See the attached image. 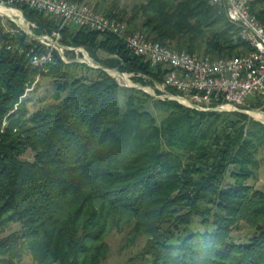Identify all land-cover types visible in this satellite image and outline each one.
<instances>
[{
  "label": "trees",
  "instance_id": "trees-1",
  "mask_svg": "<svg viewBox=\"0 0 264 264\" xmlns=\"http://www.w3.org/2000/svg\"><path fill=\"white\" fill-rule=\"evenodd\" d=\"M14 5L34 23V36L9 19L7 28L0 15V233L19 225L0 235V263L29 255L33 264H101L107 236L128 229V245L144 238L148 264H264V191L249 182L258 168L253 133L219 121L224 111L169 99L160 100L167 114L158 123L141 90L127 88L120 101L118 81L76 61L69 47L159 81L161 67L114 34ZM252 10L264 20V0ZM102 13L176 50L229 57L250 49L209 0H143L129 10L109 0ZM54 33L67 61L53 48L42 71L30 51L47 48L35 36ZM99 50L113 56L102 59ZM38 74L52 80L53 92L30 112L25 90ZM254 103L264 111L259 98ZM240 222L249 232L234 239Z\"/></svg>",
  "mask_w": 264,
  "mask_h": 264
},
{
  "label": "built area",
  "instance_id": "built-area-1",
  "mask_svg": "<svg viewBox=\"0 0 264 264\" xmlns=\"http://www.w3.org/2000/svg\"><path fill=\"white\" fill-rule=\"evenodd\" d=\"M209 1L225 10L228 21L238 28L236 37L249 46V51L229 57H212L184 49L176 50L147 38L142 32L129 30L124 21L114 16L72 0H0V6L13 9L15 3L27 4L52 15L62 24L83 26L120 37L133 55L150 67L162 68V80L155 84L161 98L177 100L198 110L234 107L245 102L248 95L259 98L264 104V20L252 10L254 0ZM25 23V33L34 36L27 28L29 25L32 28L34 23ZM37 39L47 48L43 51L31 49L33 66L45 71L46 65L53 59V48L67 61L62 55V46H56L55 41L50 44L51 39L44 35ZM69 49L77 51L78 47ZM39 79L40 74L28 85L25 93L33 90Z\"/></svg>",
  "mask_w": 264,
  "mask_h": 264
},
{
  "label": "rangeland",
  "instance_id": "rangeland-1",
  "mask_svg": "<svg viewBox=\"0 0 264 264\" xmlns=\"http://www.w3.org/2000/svg\"><path fill=\"white\" fill-rule=\"evenodd\" d=\"M94 1H96V5L93 4ZM142 1L143 0H121V6L129 10L133 4L140 3ZM80 2L88 4L99 12H103V10L107 8V6H109V0H81ZM0 7L3 8L5 11L14 9L15 11H17V13H19L17 17L16 13H8L3 10H0V15L3 16V23L7 28L13 27L8 22L7 19H9L12 23L16 25V27H18L22 31H24V29L26 30V26L24 25L26 24L25 22H28V20L24 17L23 11L20 8L16 6L13 7V9L9 7ZM20 15L23 18L21 20L19 18ZM27 28L32 32L30 25ZM43 35L51 39V41H49L50 44L53 41L58 42L57 40L59 38V34H41L37 35V37ZM72 51L74 52L76 61L85 62L93 67H101L103 70H105L108 74H110L118 81L121 86V90L119 93L120 101H123L126 96L130 93V90L128 91L127 88L139 89L141 90L139 95L142 99L145 100V106L150 109V111L156 116L158 123L167 114L166 107L162 106L160 102V100H163L164 98L159 97L158 91L157 89H155V84L158 83L160 79L159 76L152 77L149 75H144L141 72H128L122 71L118 68L109 67L105 63L95 61L89 55L88 51L82 46H78L77 51ZM97 54L102 59L113 56L112 54H109L103 50L97 51ZM62 55L67 60V56L64 54V48ZM125 73L126 77L123 78L121 74ZM52 92V80L49 77L41 76L39 82L35 85L33 90L27 93L26 98L28 110L31 112L35 110L39 105H43L45 102H50V95ZM255 98L256 97L253 95H248L247 100L245 102L238 104L234 107L228 106L227 109L218 111H224L219 121H223L224 123L227 122L229 124L236 122L235 126L243 127L244 137H246L249 131L253 133V139H255L254 146L256 149V158L258 160V168L255 170V175L251 179H249V182L254 188L264 191V120L257 119L250 114L251 111H262L261 109H259V105H256L254 103ZM233 112L245 114L247 117H245L244 119H239V117L233 114ZM27 156H30V153H27ZM18 227L19 225L17 223H13L9 227H7L2 233H0V235L7 234L12 230L18 229ZM248 232L249 229L247 228L245 222H240L238 227L234 229L232 235L233 238L234 236H240V238H243L247 235ZM128 235V229H125L123 231L114 230L107 236V242L109 244V253L107 258L101 264H148L147 259L140 252L141 247L143 246L144 238L137 237L133 244L128 245ZM19 264H33V262L30 259L29 255H26L24 256L22 261L19 262Z\"/></svg>",
  "mask_w": 264,
  "mask_h": 264
},
{
  "label": "bare ground",
  "instance_id": "bare-ground-1",
  "mask_svg": "<svg viewBox=\"0 0 264 264\" xmlns=\"http://www.w3.org/2000/svg\"><path fill=\"white\" fill-rule=\"evenodd\" d=\"M0 10H3L5 11L3 8L0 7ZM5 12H8V13H16L17 17H18V14L17 11H15L14 9L13 10H8V11H5ZM20 20L23 19L22 16L20 15L19 16ZM117 75V74H115ZM124 77H126V73L125 74H121ZM250 113V112H249ZM251 115H253L255 118L257 119H261V120H264V111H251L250 113Z\"/></svg>",
  "mask_w": 264,
  "mask_h": 264
},
{
  "label": "water",
  "instance_id": "water-1",
  "mask_svg": "<svg viewBox=\"0 0 264 264\" xmlns=\"http://www.w3.org/2000/svg\"><path fill=\"white\" fill-rule=\"evenodd\" d=\"M55 45L58 46V47H61V45L58 44L57 42H55ZM94 67H98V66H94Z\"/></svg>",
  "mask_w": 264,
  "mask_h": 264
},
{
  "label": "crops",
  "instance_id": "crops-1",
  "mask_svg": "<svg viewBox=\"0 0 264 264\" xmlns=\"http://www.w3.org/2000/svg\"><path fill=\"white\" fill-rule=\"evenodd\" d=\"M93 2V1H92ZM94 5H96V1H94V3H93Z\"/></svg>",
  "mask_w": 264,
  "mask_h": 264
}]
</instances>
